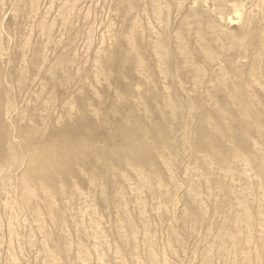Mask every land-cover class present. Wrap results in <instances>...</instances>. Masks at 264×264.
Listing matches in <instances>:
<instances>
[{
  "label": "rangeland",
  "instance_id": "rangeland-1",
  "mask_svg": "<svg viewBox=\"0 0 264 264\" xmlns=\"http://www.w3.org/2000/svg\"><path fill=\"white\" fill-rule=\"evenodd\" d=\"M0 264H264V0H0Z\"/></svg>",
  "mask_w": 264,
  "mask_h": 264
}]
</instances>
